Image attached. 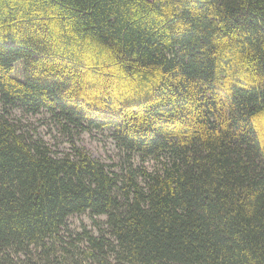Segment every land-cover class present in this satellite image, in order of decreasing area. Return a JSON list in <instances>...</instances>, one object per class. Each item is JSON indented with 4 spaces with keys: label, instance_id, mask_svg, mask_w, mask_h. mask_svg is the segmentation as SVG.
Returning a JSON list of instances; mask_svg holds the SVG:
<instances>
[{
    "label": "trees",
    "instance_id": "trees-1",
    "mask_svg": "<svg viewBox=\"0 0 264 264\" xmlns=\"http://www.w3.org/2000/svg\"><path fill=\"white\" fill-rule=\"evenodd\" d=\"M0 103V264H264V0H0ZM14 107L111 130L127 165Z\"/></svg>",
    "mask_w": 264,
    "mask_h": 264
},
{
    "label": "rangeland",
    "instance_id": "rangeland-1",
    "mask_svg": "<svg viewBox=\"0 0 264 264\" xmlns=\"http://www.w3.org/2000/svg\"><path fill=\"white\" fill-rule=\"evenodd\" d=\"M8 109V108H7ZM3 106L0 103V111ZM10 118L17 122L25 132L42 139L55 153L63 154L72 151L73 144L83 148L92 157L108 164V168L121 172L127 165L128 154L124 152L114 141L113 133L109 129L76 132L66 131L55 123L46 111L36 114L26 113L19 107L8 109ZM134 165H144L148 170H153L155 161H141L137 156H131ZM93 218L104 221V215L91 217L89 213L75 214L68 217L61 234L67 242H73V237L86 227L93 233H97ZM89 264V263H87Z\"/></svg>",
    "mask_w": 264,
    "mask_h": 264
}]
</instances>
